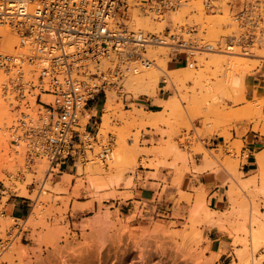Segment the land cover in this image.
Listing matches in <instances>:
<instances>
[{"label":"rangeland","instance_id":"1","mask_svg":"<svg viewBox=\"0 0 264 264\" xmlns=\"http://www.w3.org/2000/svg\"><path fill=\"white\" fill-rule=\"evenodd\" d=\"M211 1L216 5L214 9H207L203 0H183L159 17L143 7L133 10L130 24L134 29L160 33L168 42L170 35L177 34L184 41L201 45L221 42L223 48L190 54L189 50L175 51L166 44L170 53L164 49L167 53L161 56L167 61V69L183 67L187 72L175 71L179 75L176 73L174 84L163 78L166 74L158 72V85L149 96L164 89L169 97H175L170 102L166 95L160 102V112L151 113L134 104L138 96L133 82L146 68L126 75L124 92L112 89L106 97L100 96L101 114L88 109L83 122L89 119V126L95 122L99 138L113 139V157L107 163H67L49 172L47 158L30 159L25 147L14 146L9 127L18 101L15 93L1 91L5 75L0 71V238H7L10 231L16 232L15 223L21 224L9 247L14 246L16 239L17 245L25 247L26 254L22 258L15 254L17 258L11 264H239L242 257L250 256L249 235L244 227H250L254 215L264 221V202L261 204L258 199V195H264V187L235 175L237 181L231 182L228 191L231 206L223 212L216 211L213 221L206 222L204 212L195 210L200 194L209 207L206 194L198 188L185 189L180 185L181 177L189 171L186 141L194 144V151L208 157L209 150L198 138L206 130L212 132L214 126L237 119L243 109L238 105L245 102L246 87L235 84L234 78L242 75L246 84L248 75L264 70V23L262 31L255 30L256 38L249 42L235 15L245 0ZM146 3L147 0H141L140 5ZM134 16L142 21L144 17L140 27ZM228 44L234 47L229 49L231 53L226 48ZM157 46L146 47V55L152 54L151 59L154 54L147 50L158 49ZM152 60L155 62V58ZM147 136L151 138L148 140ZM240 150L241 144L232 142L222 143L218 150L210 152L236 167L245 160L240 157ZM166 157H172V165L180 163L170 186L164 179L152 199H137L131 189L142 175L135 173L166 163L162 160ZM47 174L50 177L44 184ZM245 182L248 184L243 185ZM43 184L47 193L40 194ZM22 191L29 197L30 210L33 206L38 209L31 221L4 214L6 200ZM220 217H224L223 221ZM212 225L231 236V247L226 252L213 248L207 233ZM9 247L5 252H10ZM254 252L256 264H264V239ZM4 258L3 264H9V259Z\"/></svg>","mask_w":264,"mask_h":264},{"label":"built area","instance_id":"2","mask_svg":"<svg viewBox=\"0 0 264 264\" xmlns=\"http://www.w3.org/2000/svg\"><path fill=\"white\" fill-rule=\"evenodd\" d=\"M182 2L147 0L141 6V0H0L1 89L15 93L18 101L9 127L12 144L25 147L30 159L47 158L49 172L67 163L111 160L113 139L99 138L95 122L89 126L83 118L108 90L124 92L126 75L154 63L146 47L163 43L190 54L223 48L221 42L201 45L177 34L167 42L160 33L131 27L137 7L159 17ZM203 5L216 7L211 0ZM235 15L253 42L255 30L263 28L264 0H245ZM14 228L0 238V264L21 224Z\"/></svg>","mask_w":264,"mask_h":264},{"label":"crops","instance_id":"3","mask_svg":"<svg viewBox=\"0 0 264 264\" xmlns=\"http://www.w3.org/2000/svg\"><path fill=\"white\" fill-rule=\"evenodd\" d=\"M246 82L245 102L238 105V107H243L239 110V117L230 120L226 125L214 126L212 132L206 130L203 136L198 138L199 142H204V148L209 150L208 157H205L202 152L194 151V144L190 140L185 143L189 171L181 177L180 185L185 189L192 187L200 189L206 194L209 208L218 212H223L225 208L231 206L232 200L228 191L231 182L237 181L235 175L242 180L255 182L257 187H264V70L254 71L246 77ZM166 95L169 97L167 90L164 89L159 90L154 96L140 95L134 104L138 109L142 108L151 113L160 112V102L166 99ZM101 101L99 97L90 105L89 109L101 114ZM196 125L200 126L198 123ZM150 138L151 136H147L148 140ZM232 142L241 144L240 157L245 158L236 167H229L230 165L225 163L223 157L218 158L210 152V150H218L222 143ZM182 147L184 146L182 145ZM225 152L227 153V151ZM149 158L151 159V157ZM162 160L166 163L160 164L156 168L139 169L135 173V176L139 173L142 175L141 181L131 189L137 199H152L155 193L160 191V185H163L164 179L170 186L169 184L174 178L173 173L180 163L170 164L173 162L172 157ZM182 170H185L184 167ZM1 197L0 193V202ZM258 199L262 204L264 195H258ZM29 211L30 200L25 194L10 196L4 203V214L7 216L23 219ZM261 211L264 212L263 208ZM223 218L220 217V221H223ZM207 233L212 240L214 249H220L223 252L230 249L232 238L228 231L220 229L217 225H212ZM223 252L222 254H224Z\"/></svg>","mask_w":264,"mask_h":264},{"label":"bare ground","instance_id":"4","mask_svg":"<svg viewBox=\"0 0 264 264\" xmlns=\"http://www.w3.org/2000/svg\"><path fill=\"white\" fill-rule=\"evenodd\" d=\"M139 9V8H138ZM141 11V10H140ZM134 12V11H133ZM135 13V12H134ZM140 13V12H139ZM140 16V15H139ZM142 17V16H141ZM143 18V21H142V19L141 18H136V16H134V19H136L135 20V22H136V24H137V27H140V24H142V22H144V17H142ZM133 19V20H134ZM135 22H133V24L135 23ZM147 22L145 21V24H146ZM132 24V25H133ZM135 24V25H136ZM134 25V26H135ZM139 25V26H138ZM146 25H148V24H146ZM133 26V27H134ZM142 26V25H141ZM148 27V26H147ZM134 28H136V27H134ZM133 28V29H134ZM148 28H150V27H148ZM143 29V28H142ZM144 30V29H143ZM165 38V37H164ZM168 38V37H167ZM167 40V39H166ZM169 40H167V42H168ZM167 42H165V43H167ZM216 43V42H215ZM207 44V43H206ZM10 47H12V44H10ZM157 48L158 49H153V50H151L150 51V49L148 48V50H147V52L149 51V52H151V53H153L154 54V56L152 57V59L153 58H155V62L152 64V65H150L149 67H146V70H144V72L142 73V74H140L139 76H137L136 78H135V80H134V82H133V86H134V88H135V91H136V95L137 96H139V95H141V94H146V95H149V94H152L153 93V91L155 90V88H156V86L158 85V72H163L164 74H166V77H163V78H165V80H170V83L169 84H171V83H173V81H174V79L177 77V75H176V73L179 71V70H181L182 72L181 73H184L183 72V70L182 69H184L183 67H181V68H174V69H172V70H168L167 69V66H166V59H164V58H162V56H161V54H163V53H167L168 51L166 50L167 49V45L166 44H163V43H160V45H158L157 46ZM164 49L167 51H164ZM233 49H234V47H233ZM255 49V48H254ZM229 50V49H228ZM228 50L227 51H225V52H228ZM148 52V53H149ZM203 52H207L206 50L205 51H203ZM232 51H230L229 50V53H231ZM168 53H170V52H168ZM207 53H209V52H207ZM235 53V52H234ZM243 53H245V51L243 52ZM242 53V54H243ZM164 54V55H165ZM257 53H255V55H256ZM148 55V54H147ZM150 55H152V54H149L148 56H150ZM220 55H226V54H220ZM260 55V54H259ZM165 57L167 58L168 56H166L165 55ZM171 57V56H170ZM170 57H168L169 59H170ZM237 57V56H236ZM239 57V56H238ZM242 57V56H241ZM173 58V57H172ZM240 58V57H239ZM172 71L175 73V71H177L174 75L172 74ZM184 71H185V69H184ZM185 72H187V71H185ZM178 75H179V73H177ZM182 75V74H181ZM184 75V74H183ZM242 75H240V76H237V77H235L234 78V83L235 84H239V83H242L243 85H245V78L243 77ZM164 80V79H163ZM247 83V82H246ZM168 84V83H167ZM168 84V85H169ZM174 84V83H173ZM172 84V85H173ZM171 88V87H170ZM173 88V87H172ZM2 92H3V90H1ZM1 91H0V93H1ZM4 93V92H3ZM0 97H1V95H0ZM170 99V100H169ZM170 101V102H173L174 100H175V97L174 96H170L168 99H166V101ZM92 111H95V110H93L92 109ZM90 112V111H89ZM103 116V115H102ZM1 118H2V116H1ZM105 119V118H104ZM102 120H103V117H102ZM105 121V120H104ZM102 124V123H101ZM47 165V164H46ZM42 166V165H41ZM230 166H231V164H230ZM229 166V167H230ZM42 167H44V166H42ZM44 169H46V168H44ZM48 170V169H47ZM47 173V172H46ZM54 174V173H53ZM50 176L52 175V173L51 174H49ZM48 174L47 175H45V176H47V177H45L44 179V184L46 183V180H48V179H46V178H48V176H49ZM49 176V177H50ZM51 179V178H50ZM111 179V178H110ZM234 179V178H233ZM111 182L113 181L112 179L110 180ZM115 181V180H114ZM246 181V180H245ZM50 182H52V181H50ZM247 182H245V183H243V185L244 184H246ZM44 184L41 186V190H40V194H44V193H47L46 192V190H45V186H44ZM104 184V183H103ZM105 184H107V183H105ZM248 184V183H247ZM39 193V192H38ZM20 194H24V192L22 191V193H20ZM38 196H39V194H38ZM198 199H197V201H196V208H195V210L196 211H202V212H204V218H205V221L206 222H209V221H213V219H214V214L216 213V211L215 210H213V209H211V208H209L208 206H207V204L205 203V201L203 200V197L201 196V194L199 195V197H197ZM37 199V198H36ZM36 201H38V199L36 200ZM35 205H37V204H35ZM36 207L37 206H33L32 207V209L29 211V213H28V215L26 216V218L24 219L25 221H31L34 217H35V215H36V213H37V210L38 209H36ZM10 217H12V216H10ZM12 218H14V219H19V220H22V219H20V218H17V217H12ZM213 218V219H212ZM250 227H244V230L246 229V231H247V233H248V235H249V243H250V250H249V254H250V256H245V257H242V259H241V262L242 263H239V264H256V261H258L257 259H256V257L254 256V251L256 250L257 251V249H258V247H259V243L264 239V236H262V235H264V221H262V219H260L259 217H257V216H251V219H250V225H249ZM245 238H243V240H244ZM237 240H241V239H237ZM15 241H16V239H15ZM14 241V242H15ZM13 242V243H14ZM12 243V245H14V246H11V247H9V249H10V252H5L4 254H3V257L5 256V258L6 259H9V261L7 262V263H9V264H11L14 260L13 259H15V257L16 256H18L19 258H22L23 256H25L26 254H25V247L22 245H17V241H16V243L15 244H13ZM16 254V256H14ZM8 255V256H7ZM3 257H2V259H3ZM4 258V259H5ZM17 258V257H16ZM12 261V262H11Z\"/></svg>","mask_w":264,"mask_h":264}]
</instances>
